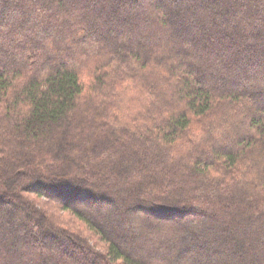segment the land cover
Segmentation results:
<instances>
[{
    "label": "trees",
    "instance_id": "1",
    "mask_svg": "<svg viewBox=\"0 0 264 264\" xmlns=\"http://www.w3.org/2000/svg\"><path fill=\"white\" fill-rule=\"evenodd\" d=\"M52 1L0 0V264H264V0Z\"/></svg>",
    "mask_w": 264,
    "mask_h": 264
},
{
    "label": "rangeland",
    "instance_id": "2",
    "mask_svg": "<svg viewBox=\"0 0 264 264\" xmlns=\"http://www.w3.org/2000/svg\"><path fill=\"white\" fill-rule=\"evenodd\" d=\"M53 2H54V0L52 1V3ZM137 3L138 2H134L133 4L136 5ZM21 4L22 3L20 1L19 4H16V8L17 7L21 8L22 7ZM167 4H168L167 7L171 6L169 3H167ZM128 9H131L130 5H128ZM0 25H3L2 21H0ZM3 28H5V26ZM42 201H44V200H42ZM38 203H40V205H43V203H41V200H39ZM82 204H83L82 209L88 208L87 210H89V208H91V205L97 206L96 204H98V203L93 204V203H88V202L84 201ZM114 204H115V202L104 201V202H101V204H99L98 206H100L101 209L104 208V209L108 210V209L112 208V206H114ZM5 209H6V211H4ZM10 209H11V206H9V203L0 202V213L3 217L5 216L8 218L7 212H10L11 211ZM58 214L60 215V218H62L63 223L65 225H67L72 231L79 232L88 241L90 246L94 247L97 251H99L101 253L105 252L107 244L104 241L100 240L99 237L92 230H89L88 227L82 221H80L78 218L70 215L68 212L60 211V212H58ZM101 215H103V213L99 214V216H101ZM104 215H105V213H104ZM95 216L97 217L98 215H95ZM35 220H36V218H35ZM17 225H18V223H17ZM123 226H124V224H123ZM32 227H34V225L31 222L30 223L24 222L23 224L18 225L17 230L21 233L22 232L26 233ZM35 230L40 231V229H34V231ZM125 238H126V243H125L126 246H124V247L130 246L131 242H130V237L128 236V234H126ZM41 240L43 243V247L49 246V248L51 247L53 249H56L60 255L66 256V254L64 255L62 252V247L68 246L66 241L65 242H57L56 240L50 239L48 237H43ZM120 246H122V245H120ZM67 257H68V259L71 258L72 260H77L78 262L79 261L82 262V259L78 255V253H76L72 257H70V256H67Z\"/></svg>",
    "mask_w": 264,
    "mask_h": 264
}]
</instances>
